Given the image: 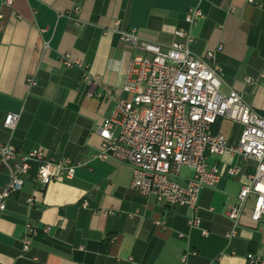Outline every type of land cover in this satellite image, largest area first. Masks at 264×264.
<instances>
[{"label":"crops","instance_id":"crops-1","mask_svg":"<svg viewBox=\"0 0 264 264\" xmlns=\"http://www.w3.org/2000/svg\"><path fill=\"white\" fill-rule=\"evenodd\" d=\"M193 0H0V143L27 153L41 149L46 158L68 160L72 179L47 186L34 182L36 165L23 178L0 215V264H264V219L250 221L254 197L246 203L236 236L223 211L237 203L255 163L237 155L209 156L220 179L201 189L197 215L201 229L188 227L190 210L162 205L131 188L132 169L94 157L96 133L122 92L133 49L117 32L134 29L139 38L168 47L181 40L174 32ZM203 19L191 29L192 53L214 54L223 72L220 92L239 93L264 116V0H204ZM76 11V13L74 12ZM68 15H71L69 18ZM119 24L115 26V23ZM69 55L79 67L65 68ZM96 82L94 94L84 76ZM18 114L14 130L3 126ZM228 145L241 127L227 119L213 126ZM236 167L235 177L227 169ZM191 173L183 169L178 183ZM9 167L0 161V192ZM32 197L33 206L26 200ZM36 230L22 250L26 225ZM195 253L194 255L191 253ZM188 253L186 261H181Z\"/></svg>","mask_w":264,"mask_h":264},{"label":"built area","instance_id":"built-area-1","mask_svg":"<svg viewBox=\"0 0 264 264\" xmlns=\"http://www.w3.org/2000/svg\"><path fill=\"white\" fill-rule=\"evenodd\" d=\"M13 1L4 0V4L11 6ZM193 1L184 17L188 30L174 32L181 42L161 47L139 38L134 29L117 32L120 41L134 51L122 87L126 97L116 101L110 116L97 128L101 144L94 157L129 165L132 189L162 205L187 207L189 229L200 230L204 236L207 232L201 229L197 215L199 193L205 187H214L221 176L217 168L208 165L209 156L237 155L244 162L253 161L255 166L238 193L237 203L223 211L233 225L225 235L231 240L251 196L254 204L250 221L259 223L264 219V116L248 106L236 91L230 90L227 95L220 92L222 69L215 62L207 63L214 60L213 53L199 57L190 50V30L203 19L200 5L204 0ZM61 63L65 68L81 64L69 55H64ZM84 78L91 97L96 82L86 74ZM18 118V114L8 113L3 126L14 130ZM219 119L241 127L236 145H228L223 135L213 132ZM0 161L9 167V180L0 192V215L7 201L22 189L32 164L36 165L34 182L44 187L58 179H72L75 170L70 161L46 158L41 149L22 153L8 143H0ZM183 169L191 173L185 186L178 183ZM238 173L236 167L227 169L231 177ZM33 202L32 197L26 200L28 206ZM26 228L21 240L24 252L29 249L30 236L36 234L29 224ZM187 255H183V263ZM248 262L261 264L254 256Z\"/></svg>","mask_w":264,"mask_h":264},{"label":"trees","instance_id":"trees-1","mask_svg":"<svg viewBox=\"0 0 264 264\" xmlns=\"http://www.w3.org/2000/svg\"><path fill=\"white\" fill-rule=\"evenodd\" d=\"M214 129V128H213ZM213 132H214V130H213Z\"/></svg>","mask_w":264,"mask_h":264}]
</instances>
